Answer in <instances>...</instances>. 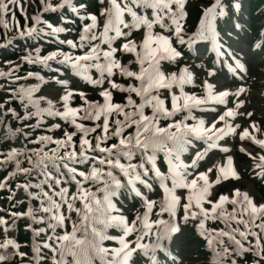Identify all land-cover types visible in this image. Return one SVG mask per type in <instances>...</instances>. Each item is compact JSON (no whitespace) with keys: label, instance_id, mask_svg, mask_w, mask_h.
<instances>
[{"label":"snow or ice","instance_id":"6c2138e0","mask_svg":"<svg viewBox=\"0 0 264 264\" xmlns=\"http://www.w3.org/2000/svg\"><path fill=\"white\" fill-rule=\"evenodd\" d=\"M187 4L99 0L97 9L89 11L86 3L74 0H38L31 26L27 19L23 29L17 26L21 37H51L68 50L57 47L41 55L39 45L25 48L16 61H3L7 71L0 68L6 80L35 79L0 89V139L7 141L0 148V169H7L0 189L8 192L9 204L0 208V264L17 258L20 264H93V257L100 264H169L170 242L189 223L212 250L213 264H238L248 252L252 264H264V198L257 202L250 190L238 187L216 192L222 183L239 179L229 140L238 139L239 152L258 169L253 175L264 181V126L247 109L251 89L235 80L246 72L245 65L221 40L222 33L231 40L233 33L239 37L244 31L229 19L233 9L242 8V0H214L203 7L195 30L187 28ZM8 5H20V0H0V23L11 11ZM65 7L80 21L75 39L59 38L69 31L63 25H71V18L62 15L60 23L53 24L40 15ZM221 21L229 28H220ZM261 24L264 30V20ZM201 43H210L218 59L205 72L203 95L189 94L184 86L194 84L195 70L203 67L197 64ZM253 46L264 48V36L258 34ZM118 53L127 61L118 59ZM22 63L42 65L50 75H14ZM216 63L227 68L239 86L210 83L219 71ZM177 65L178 70H171ZM116 73L128 83L115 82ZM81 81L100 99H88ZM112 90L127 95L114 102ZM164 91L171 107L161 98ZM77 96L81 103L73 107L70 102ZM14 101L19 109L9 106ZM209 101L223 106L211 122L193 113L217 112L208 108ZM178 114L180 119L175 118ZM47 117L59 118L73 130L65 128L60 137L47 134L61 128L57 123L33 137L32 130ZM33 118L34 123H27ZM241 118L245 124L236 123ZM83 120L95 123L87 126L79 122ZM19 140L23 142L14 143ZM214 153L221 160L209 163ZM202 164L208 166L201 169ZM15 177L19 179L13 188ZM18 195L21 199H15ZM125 200L135 207L126 212ZM24 203V210H12ZM25 218V228L32 233L23 245L28 252L8 235ZM209 222L223 227H209ZM41 223L44 227H33ZM109 229L117 234L110 235ZM41 234L46 238L38 241ZM105 241L117 246H105Z\"/></svg>","mask_w":264,"mask_h":264},{"label":"rangeland","instance_id":"374dc122","mask_svg":"<svg viewBox=\"0 0 264 264\" xmlns=\"http://www.w3.org/2000/svg\"><path fill=\"white\" fill-rule=\"evenodd\" d=\"M197 1L199 3V6L202 10L203 7L207 6L208 4H210V2L212 0H190V5H189V9L191 8V10L193 9V3ZM86 2L87 1H83ZM260 2V0H244L243 1V5L242 8L240 10V13H242L244 16H240V20L243 21H238L239 23H242L240 25L243 26L244 31L240 34L239 37H237L235 35V33L232 34V36H234L230 41L232 43H235L237 46V51L239 52V55L237 56V58H239L241 60V62L246 66L247 65V69L245 73H241L240 76H237L235 78V80H239L240 83L244 84L246 87L251 89V94L247 96V109L249 111L254 112V117L253 119L257 120L262 126H264V94L262 93L264 91V48H259L257 49L256 47H254V42L255 38H251L252 36H255L254 31L258 34V31L255 29V27L253 26V28H249V18L252 20V23L255 22V20H259V24H261V21L264 20V6L262 7H257L258 3ZM264 2V1H263ZM192 3V4H191ZM249 4V6H248ZM88 8L91 10L92 6L89 5L87 3ZM33 7V8H32ZM32 7H30V9L34 12H36V9L38 8L37 5H33ZM249 7L250 9H256V13L252 14L251 11V15H249ZM259 8V9H258ZM196 10V9H195ZM194 10V12H195ZM193 12V10H192ZM193 12V13H194ZM57 15H59V13H57ZM194 15V14H193ZM235 13L233 15H230V21H231V17L234 16ZM190 16H192V13L190 12ZM188 18L187 21V28L189 30H195L194 26L196 25V19H193L192 17ZM198 17V16H197ZM16 19L21 21V19L19 18V16H16ZM88 21H86L87 23ZM60 23V20H59ZM23 24V22H22ZM262 25V24H261ZM220 28L223 29H228L229 25L226 23H223V21L220 22ZM254 29V30H253ZM17 31V27H15L12 24L11 30H10V35H9V41L10 44L8 45L10 47V50H7L6 52H2L1 50H4L6 48H1L0 47V52L3 54H0V68H2L4 71H7V65L3 64L4 60H12V61H16L15 59H17V57L19 55H21L22 52V48H16L14 45L16 44L15 42L19 41V35L16 34ZM262 36V35H261ZM4 43V38H0V46ZM39 44H35L34 47H36ZM40 48H42L39 45ZM13 49V50H12ZM205 50L202 49L200 50V52L202 53V55L200 56L199 60L197 61V64H203V67L201 68H197L196 69V79H197V85L195 86L194 91H191L197 95H201L202 90H201V82L205 79V72L207 70V68L213 67L214 64H212V61L209 57V55H207L205 52ZM35 55V53H33ZM119 57L120 59H122L123 62L127 61V56L126 55H122L119 53ZM215 61V59H214ZM183 63V62H181ZM32 65L27 64V63H22L20 68L18 70H13L14 75H18V76H25V72H23V69L25 67H31ZM179 65H177L175 68L171 69V70H178ZM40 68L42 69V71L48 70L46 68H44L42 65L40 66ZM215 69H219V71L216 72V79L212 80L211 78H209V82H219V84L223 85L224 87H232V86H239L238 84H235L234 79L229 78L231 76H227V73L225 72V70L223 69L222 66H215ZM45 78H47L48 76H44ZM1 80H5L7 81L4 77H0ZM114 81L117 83H122V84H127L128 81L126 78L120 79L118 77H115L114 75ZM229 81H233V84H230ZM16 81H11L8 80V83L10 85H13ZM22 84L27 83V81H21ZM74 82L72 81V86L74 87ZM17 86V85H16ZM15 86V87H16ZM7 87V86H6ZM9 87V86H8ZM84 89L86 90V95L88 97V99L92 100H98L100 99L97 95V93L92 92L91 91V86L84 84L83 85ZM81 88V86H80ZM81 90H83L81 88ZM48 89L45 88L44 92H47ZM84 91V90H83ZM127 93L124 92H120V91H115L114 94V101L116 102H122L123 101V97L126 96ZM167 96V95H166ZM133 98L137 100L138 102V98L135 97V94H133ZM242 99L245 97H241ZM74 101L73 105L74 107L78 106L81 101L79 99V97H75V99L72 100V102ZM228 106H232L231 105V100L228 101ZM218 107V111L215 113H211L214 114L213 117L215 118V116L218 114L219 111H223V106H216ZM244 110V106L241 107V111ZM150 111V110H148ZM198 114H201L202 117L205 115H209L208 112L203 111V112H198ZM177 119L181 118V115H177L176 116ZM53 118L47 117L44 119V123L41 126H45L43 129H41L40 127L35 128L33 130H45L47 129L50 125H52L53 123H51V120ZM235 119V118H232ZM35 122V118H33V120L31 121H27V123L31 124ZM87 126H93V124L95 122L91 121V120H84V121H79ZM191 122V121H189ZM60 124L61 128L57 129V130H63L65 128H67V130L72 131V127L70 124L60 120L59 118H55L54 119V124ZM236 123L238 124H245L246 123V118H241L239 120H236ZM163 124V122H162ZM55 130V129H52ZM114 142V141H113ZM232 151H231V155L233 156V165L234 168L237 170V172L239 173V179L238 180H230L228 181V183H224L222 185H220L219 187L216 188V192H223V191H227L229 188L231 187H238L241 190H250L251 193L253 194L255 200L257 202H259L261 200V198H264V190L260 189V183L261 186H264V181L260 180L258 177L253 175L254 171H258V169H253L252 168V161L251 159L239 152V141L238 139L233 142L232 140L228 141ZM245 148L249 147V145L245 144L244 145ZM258 150V149H257ZM221 160V156L218 154V157H216V153H214L211 157H209V163L212 162H217ZM161 161H162V157H161ZM208 165H200L201 169H203L204 167H206ZM163 169V167H162ZM0 198V204L2 205L3 208H6V206L4 205V202H7V199H2ZM18 199V197L16 198ZM23 206L19 208H13L12 210L14 211H22L26 208L25 203L22 204ZM227 208H231V205H227ZM2 214V213H0ZM22 221L27 220L25 219H21ZM192 226L194 227V225L192 224ZM223 227V225H220L219 222H209V227ZM234 227H237L236 224H233ZM25 227V224H22L20 227V231H23ZM239 227L242 229L243 225H239ZM258 231V230H257ZM189 228H187L186 233L187 235H189ZM198 238L197 236H191L189 238V236L185 237L183 235L182 232H180L179 236L177 237V239L175 240V245H176V250H177V255H175L177 258L179 257V252H182V259L179 260L178 263L180 264H213V260H211L209 258V255H206L204 253V249H200L198 242L196 241ZM200 239V238H199ZM251 239V237H250ZM262 239H264V237H262ZM186 241V244L184 245V250L182 251V245L183 242ZM188 241V244H187ZM247 243V242H245ZM244 256V257H243ZM250 258L251 262L253 261L254 257L251 253V255H249V253L242 255L241 257L238 258V263L239 264H245V261H247V258ZM15 260V259H14ZM13 260V261H14ZM7 263H11V262H7Z\"/></svg>","mask_w":264,"mask_h":264},{"label":"bare ground","instance_id":"6f19581e","mask_svg":"<svg viewBox=\"0 0 264 264\" xmlns=\"http://www.w3.org/2000/svg\"><path fill=\"white\" fill-rule=\"evenodd\" d=\"M228 45H231V49H230V50H231L232 52H234V53H235V56L237 57L238 53H236V51H235V50H236V44H233V43L230 44V43L227 42V44H226L225 46H228ZM226 59H228L229 61H231V57H228V58H226ZM212 83H213V84H216L217 82H216V81H213ZM189 85H190V84H189ZM184 90H185V88H184ZM217 90H219V89H217ZM262 93L264 94V91H263ZM211 107H212V106H209L208 108L211 109ZM205 119H206V118H205Z\"/></svg>","mask_w":264,"mask_h":264}]
</instances>
